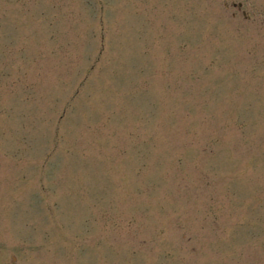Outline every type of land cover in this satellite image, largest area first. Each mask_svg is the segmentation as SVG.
I'll return each mask as SVG.
<instances>
[{"label": "rangeland", "instance_id": "1", "mask_svg": "<svg viewBox=\"0 0 264 264\" xmlns=\"http://www.w3.org/2000/svg\"><path fill=\"white\" fill-rule=\"evenodd\" d=\"M0 264H264V0H0Z\"/></svg>", "mask_w": 264, "mask_h": 264}]
</instances>
